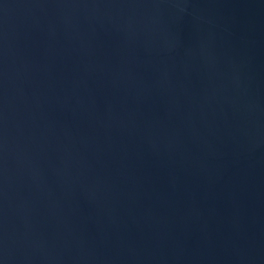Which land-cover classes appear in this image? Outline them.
Wrapping results in <instances>:
<instances>
[{"label": "water", "instance_id": "obj_1", "mask_svg": "<svg viewBox=\"0 0 264 264\" xmlns=\"http://www.w3.org/2000/svg\"><path fill=\"white\" fill-rule=\"evenodd\" d=\"M0 264H264V0H0Z\"/></svg>", "mask_w": 264, "mask_h": 264}]
</instances>
